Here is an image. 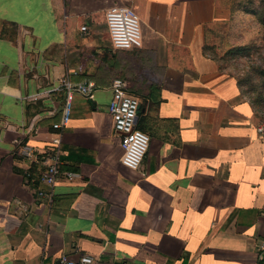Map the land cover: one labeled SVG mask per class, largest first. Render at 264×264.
Wrapping results in <instances>:
<instances>
[{
  "label": "crops",
  "instance_id": "1",
  "mask_svg": "<svg viewBox=\"0 0 264 264\" xmlns=\"http://www.w3.org/2000/svg\"><path fill=\"white\" fill-rule=\"evenodd\" d=\"M126 6L143 45L115 50L106 13ZM230 18L225 0H0V264H264V103L210 50ZM64 80L93 98L54 130ZM117 80L150 137L138 171L109 111ZM53 153L79 178L42 184Z\"/></svg>",
  "mask_w": 264,
  "mask_h": 264
},
{
  "label": "built area",
  "instance_id": "2",
  "mask_svg": "<svg viewBox=\"0 0 264 264\" xmlns=\"http://www.w3.org/2000/svg\"><path fill=\"white\" fill-rule=\"evenodd\" d=\"M106 25L110 41L115 50H134L143 45V33L141 20L134 9L130 7H118L106 13ZM82 33H87L88 28L82 27ZM61 89L66 92L63 114L59 123L53 125L54 130L68 128L72 113L75 94H81L87 98H93V87L91 84H74L70 80H64ZM115 97L112 100L109 111L114 120L115 130L124 137V156L122 164L131 171H138L150 148V137L137 128L140 112L139 100L128 93L127 84L122 80L114 82L112 87ZM260 137H264V119L258 127ZM22 154L30 160L41 158L39 151L26 145L22 148ZM54 154V153H53ZM49 155L46 162L47 171L41 178L42 184L51 189L62 180L74 181L79 175L71 172L61 171V157L59 154ZM44 155V154H43ZM42 155V156H43ZM58 264H95L90 256L79 258L63 257Z\"/></svg>",
  "mask_w": 264,
  "mask_h": 264
},
{
  "label": "rangeland",
  "instance_id": "3",
  "mask_svg": "<svg viewBox=\"0 0 264 264\" xmlns=\"http://www.w3.org/2000/svg\"><path fill=\"white\" fill-rule=\"evenodd\" d=\"M225 1L231 18L227 24L213 30L214 44H210V50L222 67L245 68L251 93L264 103V0ZM240 48L246 49L241 52L245 54L243 57L237 56Z\"/></svg>",
  "mask_w": 264,
  "mask_h": 264
},
{
  "label": "trees",
  "instance_id": "4",
  "mask_svg": "<svg viewBox=\"0 0 264 264\" xmlns=\"http://www.w3.org/2000/svg\"><path fill=\"white\" fill-rule=\"evenodd\" d=\"M244 50H246L245 48H240V50H239V52L241 53V52H243Z\"/></svg>",
  "mask_w": 264,
  "mask_h": 264
}]
</instances>
